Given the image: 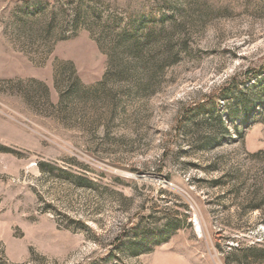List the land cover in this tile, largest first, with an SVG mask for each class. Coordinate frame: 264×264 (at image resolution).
I'll use <instances>...</instances> for the list:
<instances>
[{
	"label": "rangeland",
	"instance_id": "obj_1",
	"mask_svg": "<svg viewBox=\"0 0 264 264\" xmlns=\"http://www.w3.org/2000/svg\"><path fill=\"white\" fill-rule=\"evenodd\" d=\"M0 264H264V0H0Z\"/></svg>",
	"mask_w": 264,
	"mask_h": 264
},
{
	"label": "trees",
	"instance_id": "obj_2",
	"mask_svg": "<svg viewBox=\"0 0 264 264\" xmlns=\"http://www.w3.org/2000/svg\"><path fill=\"white\" fill-rule=\"evenodd\" d=\"M142 23H143V19L140 20L137 23V25L135 26V28H133V25H131L130 30L128 32H126V35L123 36L122 39L120 40V43H123L127 39V41H126V42H128L127 45L129 43L132 44L131 45L132 47L126 53H129L134 58H136V57L139 56V54L142 51L143 46H145V44H146V41H148L151 38V35H152V29L150 28V30L147 32V34H145V36L142 39L138 40L136 38V34H137L136 30H139L138 28H139V26ZM127 49H128V47H127ZM125 55H127V54H125ZM175 55H176L175 52L174 53L173 52H169L167 55L166 54H163L162 59L160 61H158V62L156 61L155 62V64H156L155 67H153L151 69L152 72H153L152 74L154 76L155 75L157 76V75L161 74L162 73V70L164 68V64L168 60H170V59L173 60L176 57ZM136 64L138 65L137 62H136ZM136 68L138 69V71H136V74H138V72H140L141 74H146V73L149 72V69L146 68V66L143 67V66H140L139 65V67L136 66ZM230 84H233V83H230ZM71 87H70L71 88L70 91L73 93V92H75L78 89V84L77 83L72 84ZM140 87H141L140 85L137 86V89L139 88V91H143V90H146L147 89V86L146 85H144V87H142V88H140ZM221 92H222V94H220L218 96L219 99L224 100V101H227V99H228L227 97L230 96V95H233L234 96L233 98L235 99L236 89L234 88V86H231L230 85L227 88L225 87V88H223L221 90ZM211 101H213V99H211ZM211 101L205 102L208 105L207 104L206 105L199 104L195 110L201 109V108L204 109L205 107L206 108L209 107L211 109V111H212L211 113L212 114H215L216 117L220 120L221 119V112H219V110H218V104H217V102L214 103V102H211ZM241 105H242V108L243 109H246L248 107V106H246L245 102H243V101H241ZM167 226L170 227V228H174L175 227V223L168 222L167 223Z\"/></svg>",
	"mask_w": 264,
	"mask_h": 264
}]
</instances>
